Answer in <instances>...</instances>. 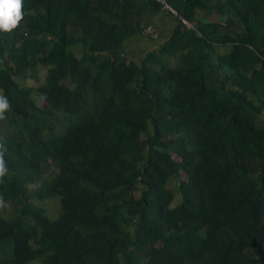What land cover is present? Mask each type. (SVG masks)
Returning <instances> with one entry per match:
<instances>
[{"label":"trees","instance_id":"trees-1","mask_svg":"<svg viewBox=\"0 0 264 264\" xmlns=\"http://www.w3.org/2000/svg\"><path fill=\"white\" fill-rule=\"evenodd\" d=\"M166 2L0 0V264H264V0Z\"/></svg>","mask_w":264,"mask_h":264},{"label":"rangeland","instance_id":"rangeland-1","mask_svg":"<svg viewBox=\"0 0 264 264\" xmlns=\"http://www.w3.org/2000/svg\"><path fill=\"white\" fill-rule=\"evenodd\" d=\"M202 18L203 17L200 15V19ZM204 18H207L208 20L212 19L208 16ZM147 23L148 27L140 38L129 40L125 43L126 57L134 60L137 63H139L146 53L157 51L161 47L165 39L168 38L171 32V27L173 26V21L170 20L164 13L150 17L147 20ZM45 72L46 70L39 69V81L36 82L30 78H27L23 80L25 83L24 85L35 91L36 88L43 83ZM42 101L43 100L40 99L38 101L39 104H42ZM172 158L179 160L175 154H172ZM168 185L169 188H175L177 185V180L171 179ZM42 207H44L48 214L53 218H56L59 214V204L57 201L51 200L44 202ZM6 212H8V214L12 213L10 206L6 207Z\"/></svg>","mask_w":264,"mask_h":264},{"label":"built area","instance_id":"built-area-1","mask_svg":"<svg viewBox=\"0 0 264 264\" xmlns=\"http://www.w3.org/2000/svg\"><path fill=\"white\" fill-rule=\"evenodd\" d=\"M156 3H158L161 7V10L163 12H167L169 14H171L174 18L177 19L178 22H180L182 25H184L186 28L190 29L193 28V23L187 21L186 19H184L183 17L179 16L178 12L172 7L170 6L166 0H155Z\"/></svg>","mask_w":264,"mask_h":264},{"label":"clouds","instance_id":"clouds-1","mask_svg":"<svg viewBox=\"0 0 264 264\" xmlns=\"http://www.w3.org/2000/svg\"><path fill=\"white\" fill-rule=\"evenodd\" d=\"M160 10H161V7H160ZM161 12L162 13H167V12H163L162 10H161ZM171 15V14H170ZM172 16V15H171ZM173 17V16H172ZM174 18V17H173ZM176 19V18H175ZM177 20V19H176ZM178 22V21H177ZM180 23V22H179ZM181 24V23H180ZM191 29V28H190ZM193 29H194V24H193Z\"/></svg>","mask_w":264,"mask_h":264},{"label":"crops","instance_id":"crops-1","mask_svg":"<svg viewBox=\"0 0 264 264\" xmlns=\"http://www.w3.org/2000/svg\"><path fill=\"white\" fill-rule=\"evenodd\" d=\"M159 15V14H158ZM169 18V17H168ZM170 19V18H169ZM171 20V19H170Z\"/></svg>","mask_w":264,"mask_h":264}]
</instances>
